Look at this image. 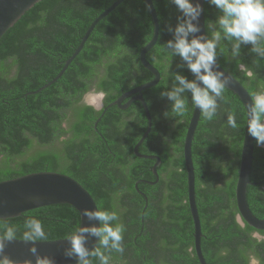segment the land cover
I'll list each match as a JSON object with an SVG mask.
<instances>
[{
	"label": "trees",
	"instance_id": "obj_1",
	"mask_svg": "<svg viewBox=\"0 0 264 264\" xmlns=\"http://www.w3.org/2000/svg\"><path fill=\"white\" fill-rule=\"evenodd\" d=\"M116 0H42L0 40V181L41 171H56L78 180L100 209L116 211L125 226L124 252H105L108 264H201L195 250L194 221L188 201V172L184 144L194 107L188 94L183 116L161 98L172 73L193 79L169 60L164 44L172 38L181 13L170 0H153L160 20V37L147 59L161 72L158 85L143 91L153 117V129L135 154L148 129L143 103L131 107L137 116L119 107L97 111L85 103L90 92L105 93L106 105L125 92L154 78L141 63L140 53L154 35V21L145 0H125L99 22L84 49L64 75L53 81L79 47L92 22ZM206 24L219 10L205 2ZM218 63L253 92L264 88V59L244 45L231 59V44L222 42ZM171 63V68L169 64ZM241 65L244 68H241ZM251 73V76L248 73ZM135 81V83H133ZM49 84V85H47ZM47 85V86H46ZM45 86V87H44ZM44 87V88H43ZM245 106L225 88L224 99L212 120L201 115L193 141L197 204L202 222V249L208 264H264V239L238 220L236 185L245 137ZM232 113L240 125H227ZM248 187L252 211L264 218V147L255 143ZM187 200V203H183ZM39 218L47 240L66 238L78 222L79 211L55 204L0 219L22 239L25 217ZM91 264H100L90 257Z\"/></svg>",
	"mask_w": 264,
	"mask_h": 264
},
{
	"label": "clouds",
	"instance_id": "obj_2",
	"mask_svg": "<svg viewBox=\"0 0 264 264\" xmlns=\"http://www.w3.org/2000/svg\"><path fill=\"white\" fill-rule=\"evenodd\" d=\"M181 13L175 27L168 25L167 31L172 38L164 44V49L170 61L179 57L182 63L178 68H187L193 79L180 72L172 73L170 87H164L160 92L161 98L171 102V111L183 116L188 110L187 98L190 93L191 105L206 120H212L224 99L229 78L224 71L218 70V49L223 52L222 42L231 44V59L236 60L242 46L251 45L250 51L258 58L264 59V0H205L219 10L215 21L206 24L207 33H202L199 18L203 8L194 0H170ZM200 33L199 35H197ZM171 68V63L169 64ZM251 76V73H248ZM135 83V81H133ZM244 114L248 134L254 138L257 147H264V88L251 94V101L246 103ZM227 125L238 129L240 125L234 114L227 116ZM82 217L88 221H98L99 225L91 223L84 225L78 222L73 230L66 235L69 242L63 250L68 259H74L76 264H91L90 257H95L100 264H108L109 257L105 252L123 254L125 226L120 222L116 211L107 209L85 208ZM22 239L25 242H40L48 239L42 221L33 216L25 217L23 222ZM89 236L98 238L97 246L89 249ZM17 238V231L7 227L0 234V264H16L4 255L5 241ZM36 257L35 264H55L52 257L39 254L35 243L30 248ZM26 264H33L27 261Z\"/></svg>",
	"mask_w": 264,
	"mask_h": 264
},
{
	"label": "water",
	"instance_id": "obj_3",
	"mask_svg": "<svg viewBox=\"0 0 264 264\" xmlns=\"http://www.w3.org/2000/svg\"><path fill=\"white\" fill-rule=\"evenodd\" d=\"M40 1L42 0H0V40L10 28L15 26V24ZM124 1L125 0H116L92 22L86 34L82 38L79 47L66 61V64L59 75L49 84H52L64 75L70 64L84 49L88 39L99 22L112 13ZM145 1L150 9L155 29L153 38L141 50L140 59L142 65L154 75V78L151 81L125 92L115 102H113L112 105L116 104L120 105L122 108H128L136 100L143 103L149 124L147 131L135 146L134 151L139 157L157 160L153 167V171L156 176L159 177L158 166L162 162L161 157L154 154L147 155L139 152V147L149 137L153 129V117L149 105L143 96V91L155 87L162 79L160 70L147 59L148 52L155 47L160 37L159 15L154 1ZM194 2H199L202 5L203 11L199 18V25L202 33H207L205 0H194ZM199 34L200 33L197 35ZM217 66L218 70L224 71L229 78V84L226 88L238 95L244 106L246 103L250 102L251 93L241 83V81L222 67L218 61ZM90 95H96L98 97V101L100 102H91L89 100ZM103 97V92H92L89 93L85 99L87 103L93 105L98 110L102 107ZM127 98H130V100L127 104L122 105L123 101ZM200 120V111L199 109L196 110L194 108L185 138L184 156L188 172V201L194 221L195 250L200 263L208 264L202 249L203 231L197 204L196 173L193 159V141ZM255 143L254 138L248 134L246 127L241 152L238 181L236 185V200L239 209L238 219L241 224L244 225L247 223L257 230H264V218L258 217L252 211L247 197L248 187L252 184L251 170L254 160ZM55 204H70L79 211L81 223L83 222L84 225H89L91 223H95L97 226L99 225L98 221L90 222L86 217H82L81 215V212L85 208L95 209L98 207L95 198L78 180L67 174L56 171H41L0 181V219L19 217L24 212ZM97 240L98 238L89 236L87 246L90 250L97 246ZM33 243H35L40 255L52 257L55 264H76L74 259H68L63 254L64 248L69 245V242L65 240V238L40 242H25L23 239L16 238L13 241H5L3 254L7 255L12 261H15L16 264H26L27 261H32L33 264H35L36 257L30 251Z\"/></svg>",
	"mask_w": 264,
	"mask_h": 264
},
{
	"label": "flooded vegetation",
	"instance_id": "obj_4",
	"mask_svg": "<svg viewBox=\"0 0 264 264\" xmlns=\"http://www.w3.org/2000/svg\"><path fill=\"white\" fill-rule=\"evenodd\" d=\"M241 68L243 69L244 68V66L243 65H241ZM90 93H92V92H90ZM89 93H87L86 94V96L88 95ZM104 94V97H103V99H102V107L100 108V109H96L97 111H101V110H103L104 108H110V107H119V109L121 110V111H127V112H130L131 113V117L130 118H128L129 120H131V119H133L134 117H136L137 116V114H136V112L135 111H131L130 109H131V107H132V105L137 101H134L128 108H122L120 105H116V104H114V105H112V103L113 102H115L118 98H116V99H114L113 101H112V103H110V105H106V100H105V93H103ZM86 96H85V98H86ZM130 100V98H127V99H125L124 101H123V103H122V105H125V104H127V102ZM91 102H95V101H93V99L91 100ZM85 103H87L86 102V99H85ZM88 105H91V104H89V103H87ZM93 106V105H92ZM162 163V162H161ZM158 179L156 180V181H151L152 183L151 184H153V185H155L156 183H158L159 182V179H160V176L159 177H157ZM184 204L185 203H187V200L186 201H184L183 202ZM239 220V219H238ZM240 222V221H239ZM241 223V222H240ZM254 236H256V237H258V238H260V239H264V235H262V234H260V232H255L254 233ZM260 264V262H259V260L258 259H256L255 257H253L252 258V260H251V264Z\"/></svg>",
	"mask_w": 264,
	"mask_h": 264
},
{
	"label": "bare ground",
	"instance_id": "obj_5",
	"mask_svg": "<svg viewBox=\"0 0 264 264\" xmlns=\"http://www.w3.org/2000/svg\"><path fill=\"white\" fill-rule=\"evenodd\" d=\"M93 99V101H95L94 103H99L100 101H98V97L96 95H90L89 96V100L91 101Z\"/></svg>",
	"mask_w": 264,
	"mask_h": 264
},
{
	"label": "rangeland",
	"instance_id": "obj_6",
	"mask_svg": "<svg viewBox=\"0 0 264 264\" xmlns=\"http://www.w3.org/2000/svg\"><path fill=\"white\" fill-rule=\"evenodd\" d=\"M255 263V262H254ZM256 264V263H255Z\"/></svg>",
	"mask_w": 264,
	"mask_h": 264
}]
</instances>
